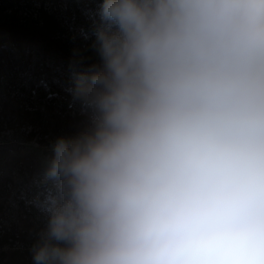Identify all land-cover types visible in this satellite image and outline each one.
<instances>
[{
    "label": "clouds",
    "instance_id": "9594fccd",
    "mask_svg": "<svg viewBox=\"0 0 264 264\" xmlns=\"http://www.w3.org/2000/svg\"><path fill=\"white\" fill-rule=\"evenodd\" d=\"M94 35L34 264H264V0H102Z\"/></svg>",
    "mask_w": 264,
    "mask_h": 264
},
{
    "label": "trees",
    "instance_id": "16d2710c",
    "mask_svg": "<svg viewBox=\"0 0 264 264\" xmlns=\"http://www.w3.org/2000/svg\"><path fill=\"white\" fill-rule=\"evenodd\" d=\"M23 1L0 0V108L7 109L10 102L25 98L29 106L21 112L18 109L16 118L25 120L26 113L42 121L39 126L34 118L27 121L29 135L41 128L44 138L61 126L78 136L91 131V114L82 110L74 89L80 74L91 75L101 65L94 47L101 4L97 0H48V8L40 7L35 17H21ZM83 8L91 14L85 40L67 31L60 20L62 12L76 15ZM53 159L51 151L49 167L40 169L25 147L0 142V249L3 243L10 245L8 250H0V264H34L35 243L29 238L33 235L38 241L40 237L24 221L40 219L41 229L46 230L48 216L41 205L49 191L56 190V182L47 177Z\"/></svg>",
    "mask_w": 264,
    "mask_h": 264
},
{
    "label": "rangeland",
    "instance_id": "374dc122",
    "mask_svg": "<svg viewBox=\"0 0 264 264\" xmlns=\"http://www.w3.org/2000/svg\"><path fill=\"white\" fill-rule=\"evenodd\" d=\"M101 2L102 0H97V3L101 4ZM50 4L51 3L48 0H25V2H22L21 7L19 8V16L24 17L31 14L33 15V17H35V14L37 10L40 9V7L48 8ZM90 17L91 14L84 8L81 9L76 15H71V12H62L60 14V20L65 25L67 31L71 33L75 32L76 34L78 33L79 35H81V38L83 40H85L84 37H87L89 35L88 32L90 31V29L87 23L90 21ZM82 23H84V25ZM85 24L89 29L88 31L84 30ZM89 25H92V22H90ZM76 29L80 30V32H76ZM11 93L12 97L14 95V92ZM6 97L8 96L6 95ZM6 100L3 101L5 102ZM17 100L18 102L14 100L12 104L10 102V104L7 105V109L0 108V126L2 129V131L0 132V142L3 144L7 143V145L9 146H11L12 144H19V146L25 147L28 152L32 154L34 161L33 164L39 166L40 169H47L49 167V153L51 151L53 152V146L57 139H75L80 135L78 136L76 131H66V127L64 126H61L58 130L50 132V134L46 135L44 138H42L41 128H37V130H35L32 135H29L26 131H28L31 126L27 121H30L32 118H34L38 126L41 125L42 121L39 117H33L32 115L28 116L26 113H23L26 117L25 120L17 119V110L19 109L18 111L21 112L23 109H26V107L29 106V104H25V98L20 97ZM18 134L20 135L19 137L17 136ZM12 203L13 202H10V205ZM24 223L30 224L33 230L36 229V236L40 237V233L43 232V229L45 230V228L41 229L42 226L40 225V219H35L34 221L26 220L24 221ZM29 240L35 244L38 242L34 240L33 235L29 238ZM9 248L10 245L3 243V246L0 250H8Z\"/></svg>",
    "mask_w": 264,
    "mask_h": 264
}]
</instances>
